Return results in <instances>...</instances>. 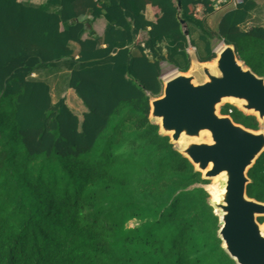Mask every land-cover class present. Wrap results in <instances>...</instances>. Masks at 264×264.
<instances>
[{
	"label": "trees",
	"instance_id": "obj_1",
	"mask_svg": "<svg viewBox=\"0 0 264 264\" xmlns=\"http://www.w3.org/2000/svg\"><path fill=\"white\" fill-rule=\"evenodd\" d=\"M46 2L0 0V264H235L216 235L208 180L159 135L149 101L161 95V62L189 69V25L201 31L200 62L215 57L217 38L264 78V25L243 29L256 0H240L215 31L207 18L228 0H180L179 9L177 0ZM88 13L106 22L103 48ZM59 62L71 68L67 88L85 109L80 118L31 77ZM220 113L259 129L231 104ZM247 177L246 195L264 203V151Z\"/></svg>",
	"mask_w": 264,
	"mask_h": 264
},
{
	"label": "water",
	"instance_id": "obj_2",
	"mask_svg": "<svg viewBox=\"0 0 264 264\" xmlns=\"http://www.w3.org/2000/svg\"><path fill=\"white\" fill-rule=\"evenodd\" d=\"M149 50L155 52L151 43ZM188 56L186 72L162 79L161 95L149 101L148 119L203 180L218 178L217 200L207 203L218 218L221 249L235 264H264V220L258 222L264 203L246 195L247 172L264 151V78L237 59L232 45L223 44L208 62H200L193 48ZM225 100L262 128L247 129L222 115Z\"/></svg>",
	"mask_w": 264,
	"mask_h": 264
},
{
	"label": "crops",
	"instance_id": "obj_3",
	"mask_svg": "<svg viewBox=\"0 0 264 264\" xmlns=\"http://www.w3.org/2000/svg\"><path fill=\"white\" fill-rule=\"evenodd\" d=\"M18 1L22 2L23 4H27V5L29 4L32 6H45L47 4V2H46L47 0H18ZM256 3H257L256 8L249 13L248 19L246 20V23L243 25V27L247 26V28H248L251 26H255V25L259 24L260 20H264V0H256ZM47 5H48L47 7H49V11H51V12H57L59 10V7L57 6L56 2L50 1L49 4H47ZM234 6L235 5H233L231 3V0H228L227 4L224 7L216 8L215 12L207 18V24L210 27V29L215 31L221 16L226 11L233 9ZM144 15H145V18L147 20H149V21L154 20L153 12H152L150 6L146 7ZM86 18L90 21L91 27L96 34L97 47L103 48L104 47V45H103V34H104L105 27H106L105 20L102 17L97 18V19H92L89 13L86 16ZM188 29H189L191 39L195 43V47L189 46V48L187 49V54H188V50H190V48H195L196 55L198 54L199 56H202L199 53V49H200L199 44L201 42V41H199V36L201 35V31L199 29L191 26V25L188 26ZM86 37H87L86 34H83L81 38L85 39ZM146 40H147V31H141L138 34V36L136 37V42L141 43V44L146 42ZM166 45H167L166 42H162L160 44V47L163 49L162 53L164 55H165ZM69 47L73 51L74 57L76 58L78 51H79L78 45L76 43H70ZM202 49H204V45H203ZM131 53L133 56L139 55V51L134 45L131 46ZM162 63H166V61L161 62L160 67H162ZM70 69L71 68H70L68 63L59 62V63L54 64L52 68H48V69H45L42 71H38V72L32 74L31 76L36 75V78H38L41 81H44L49 86L50 95H51L53 102H56L60 98H64L67 106L73 111V113H75L80 118L81 114L85 111V109L82 107L80 101L77 99L74 92L71 89L67 88V80H68ZM61 72L66 73V83H65L66 88L62 92H59V94H57L56 96H53L52 90L55 89L56 85L52 84V82L50 83V82L46 81L45 78L46 77H48V78L52 77L53 78ZM162 79H163V74H162V69H161V81H162ZM50 81H52V80H50ZM53 98H55V100Z\"/></svg>",
	"mask_w": 264,
	"mask_h": 264
},
{
	"label": "rangeland",
	"instance_id": "obj_4",
	"mask_svg": "<svg viewBox=\"0 0 264 264\" xmlns=\"http://www.w3.org/2000/svg\"><path fill=\"white\" fill-rule=\"evenodd\" d=\"M236 1L237 0H233V1L231 0V3L233 5H235L236 4ZM259 24L260 25H263L264 24V20H260L259 21ZM246 28H247V26L243 27V29H246ZM222 44H223V42L220 41V40H218L217 38L212 39L211 40V46H212L213 52H215L216 49H217V47L220 46V45H222ZM199 45H200L199 53L203 56L205 53L203 52V49H202L203 48L202 42H200ZM193 49L195 50V48H193ZM179 62H180V64H182L181 61H179ZM161 69H162L163 78H165V77L169 76L170 74L175 73V72L178 71V69L173 64H171L169 62L162 63ZM31 77L32 78H36V75L31 76ZM45 80L48 81V82H50V83L52 82V84H55L56 85L55 89L52 90L53 96H56L57 94H59V92H62L66 88V84H65L66 83V73H64V72H61V73L57 74L53 78L52 77H49V78L46 77ZM50 80H52V81H50ZM53 99L55 100V98H53ZM225 104H230V103H225ZM225 104H223L222 106H224ZM221 107H220V109H221ZM259 127L262 128V126H259ZM208 182H209L208 184L203 185V188L206 191H207L206 186L210 185L212 183V181L211 180H208ZM207 193H208V191H207ZM208 195H209V193H208ZM208 199H210V195H209V198ZM133 225H134V222L131 221V222L128 223L127 226H130L131 227Z\"/></svg>",
	"mask_w": 264,
	"mask_h": 264
},
{
	"label": "bare ground",
	"instance_id": "obj_5",
	"mask_svg": "<svg viewBox=\"0 0 264 264\" xmlns=\"http://www.w3.org/2000/svg\"><path fill=\"white\" fill-rule=\"evenodd\" d=\"M222 46H223V44L220 45V46H218L217 49H216V51H219ZM224 102L234 103L233 100H225ZM203 138L205 140H208L207 135H204ZM179 146H180V142H177L175 144V147H179ZM210 180L212 181V183L210 185L206 186V189H207V191H208V193L210 195V199H212L213 201H215V200H217V197H218V195L220 193L219 180H218L217 177L216 178H211Z\"/></svg>",
	"mask_w": 264,
	"mask_h": 264
},
{
	"label": "built area",
	"instance_id": "obj_6",
	"mask_svg": "<svg viewBox=\"0 0 264 264\" xmlns=\"http://www.w3.org/2000/svg\"><path fill=\"white\" fill-rule=\"evenodd\" d=\"M232 1H233V0H232ZM239 2H240V0H237V1H236V4L239 3ZM229 113H231V110H229Z\"/></svg>",
	"mask_w": 264,
	"mask_h": 264
}]
</instances>
